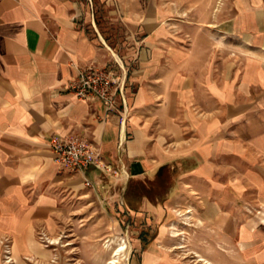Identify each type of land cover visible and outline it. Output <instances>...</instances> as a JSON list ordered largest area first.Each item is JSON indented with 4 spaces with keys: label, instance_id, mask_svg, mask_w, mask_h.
<instances>
[{
    "label": "crops",
    "instance_id": "0c3cea01",
    "mask_svg": "<svg viewBox=\"0 0 264 264\" xmlns=\"http://www.w3.org/2000/svg\"><path fill=\"white\" fill-rule=\"evenodd\" d=\"M83 2L0 0V264L45 262L37 234L104 177L169 183L211 229L264 240V0H105L129 24L120 57ZM86 64L127 69L124 114L64 90ZM69 135L106 170L58 166L49 142Z\"/></svg>",
    "mask_w": 264,
    "mask_h": 264
},
{
    "label": "rangeland",
    "instance_id": "374dc122",
    "mask_svg": "<svg viewBox=\"0 0 264 264\" xmlns=\"http://www.w3.org/2000/svg\"><path fill=\"white\" fill-rule=\"evenodd\" d=\"M220 4L213 8L217 14L222 13ZM83 5L84 30L120 57L116 46L129 24L119 9L105 0H84ZM202 9L192 10L197 14ZM166 186L170 184L144 178L112 185L104 177L99 192L86 187L90 193L64 200L48 238L37 234L45 262L22 264H108L122 244L114 257L117 264H264V240L252 238L242 245L239 231L211 229L196 201L183 195L170 200ZM1 260L11 264L9 257Z\"/></svg>",
    "mask_w": 264,
    "mask_h": 264
},
{
    "label": "built area",
    "instance_id": "2783aa9c",
    "mask_svg": "<svg viewBox=\"0 0 264 264\" xmlns=\"http://www.w3.org/2000/svg\"><path fill=\"white\" fill-rule=\"evenodd\" d=\"M126 74L127 69L121 65L109 67L86 64L76 69V75L66 83L64 90L76 100L98 102L106 115L124 114ZM49 148L53 161L63 169L73 172H83L90 167L106 170L99 152L79 136L52 138ZM84 184L89 186L86 179Z\"/></svg>",
    "mask_w": 264,
    "mask_h": 264
},
{
    "label": "bare ground",
    "instance_id": "6f19581e",
    "mask_svg": "<svg viewBox=\"0 0 264 264\" xmlns=\"http://www.w3.org/2000/svg\"><path fill=\"white\" fill-rule=\"evenodd\" d=\"M123 248H124V244H122L121 248H118V249H116V250H114L112 252V257H111L112 261L110 263H108V264H117L116 261L114 260L115 254L117 253L118 250H121Z\"/></svg>",
    "mask_w": 264,
    "mask_h": 264
}]
</instances>
